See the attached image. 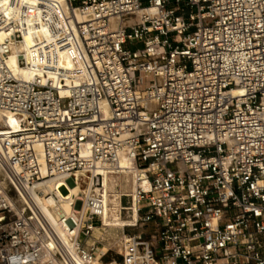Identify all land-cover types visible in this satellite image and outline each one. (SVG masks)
Wrapping results in <instances>:
<instances>
[{
	"label": "built area",
	"instance_id": "built-area-1",
	"mask_svg": "<svg viewBox=\"0 0 264 264\" xmlns=\"http://www.w3.org/2000/svg\"><path fill=\"white\" fill-rule=\"evenodd\" d=\"M0 112V264H264V0H0Z\"/></svg>",
	"mask_w": 264,
	"mask_h": 264
},
{
	"label": "bare ground",
	"instance_id": "bare-ground-1",
	"mask_svg": "<svg viewBox=\"0 0 264 264\" xmlns=\"http://www.w3.org/2000/svg\"><path fill=\"white\" fill-rule=\"evenodd\" d=\"M40 37H44V35L42 36H38L35 28L33 26L28 27V31L26 33V35L24 36V40H23V45L21 47V50H24L27 48V46L31 45V43H33L34 41H38L40 39ZM64 67H69L70 64L69 63H64L62 64ZM8 68L9 70L12 72V74L17 78L18 76L27 80L31 77V72L30 71H24V70H19V68L16 65V57L15 54H12L8 60ZM0 127L3 130L9 129L7 131H2L0 129V135H6L8 133H15L18 132V127H17V122L15 121V119L9 115V114H4L0 112ZM121 165H123V163L121 162ZM119 179H115L114 177H105L104 182H105V189L108 190L110 193H114L112 190H114L115 185H117L119 183L120 187L122 189L127 188V184L122 183L120 181H118ZM60 182V180L57 179H49L46 181L41 182L40 184H37L36 186L32 187L31 189H29V191L31 192L32 196L36 199L35 195H36V190H43L45 192L50 193L52 191H54L56 184ZM78 189L76 188L74 190V192H77ZM111 199V198H110ZM38 201V199H37ZM114 205V202H112ZM39 208L45 213V215L47 216V218L49 219V221L51 222L52 225L55 226V222H56V217L58 216L59 213H65V214H70L72 209H70L68 202L61 200V202L59 204H56L54 202V199L50 198H45L43 199L39 204ZM55 207L57 209L56 210H49L48 207ZM113 209H110V212H107L105 214L104 217V223L108 224V225H113L111 222V219L114 218V214H113ZM122 221H118V225H120ZM95 264H101L99 261H97Z\"/></svg>",
	"mask_w": 264,
	"mask_h": 264
},
{
	"label": "rangeland",
	"instance_id": "rangeland-1",
	"mask_svg": "<svg viewBox=\"0 0 264 264\" xmlns=\"http://www.w3.org/2000/svg\"><path fill=\"white\" fill-rule=\"evenodd\" d=\"M1 130L2 131H7V130H9V129H6V130H3L2 128H1ZM119 187H120V185L119 184H117ZM128 183H127V188H125V189H128L129 187H128ZM113 192H116V191H118V187H114V190H112ZM60 192L63 194V195H65L66 194V189L65 188H61L60 189ZM116 231H115V229H109V230H107L105 233H100V232H96L95 234H94V237H96L97 239H103L104 241H108L109 242V244H112L113 242V240H115V236H116ZM112 262H115V264H117L118 263V255L116 254V252H114V251H109L108 253H107V255L105 256V258H104V260H103V264H109V263H112Z\"/></svg>",
	"mask_w": 264,
	"mask_h": 264
}]
</instances>
